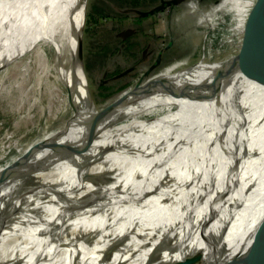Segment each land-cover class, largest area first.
<instances>
[{
  "label": "bare ground",
  "instance_id": "bare-ground-1",
  "mask_svg": "<svg viewBox=\"0 0 264 264\" xmlns=\"http://www.w3.org/2000/svg\"><path fill=\"white\" fill-rule=\"evenodd\" d=\"M86 4L87 0H0V81L10 80L9 64L14 62L13 68L17 69L18 64L28 56L30 59L24 64L25 71L21 73L23 81L31 78L35 82L30 91L39 96L40 92L46 94L45 98L40 97L46 101L45 105L31 116L32 107H37L38 103L35 101L32 105L29 104L25 116L19 119V124L39 117L51 119L55 114L57 117L63 114L62 120H68L65 109L56 110V106L63 103V100L60 89L53 88L58 85L55 81L65 84L69 93L68 103L76 109L72 115L74 123L68 120L72 125H69L70 128L77 123L71 131L61 127L56 134L58 136L49 143L50 147L39 153L38 157L31 158L33 155L29 153L17 160L15 166L0 168V182L5 180L0 191V237H3L0 239V264H20L27 256V261L38 260L40 252L41 256L45 254L49 258V264H67L72 246L82 230L81 223L92 219L87 214L88 211L81 208V203H91L90 198L97 204L98 211L108 206L107 211L114 213L100 249L103 259L111 257L112 264H149L159 255L161 248L168 249L185 230V220L168 204L171 198L169 199L170 192L165 185L163 172L173 166L181 172L193 171L192 164L195 160L200 168L195 170L196 173L208 177L210 187L215 184V199L222 202L230 212L243 209L241 227L239 231L233 230L238 225L231 227L224 254L231 248L238 247L253 228L256 231L264 215V194L250 185L246 192L251 191V199H245V191L240 189L241 182L237 179L239 171L233 168V175L230 173L231 164L242 161L243 149L249 139L241 122L242 104L248 103L246 99L252 97L246 93V86L253 83L249 89H256L258 95L254 97H257L256 103L261 106L257 113L263 115L264 82H257L254 79L257 74L252 70L237 71L229 79L236 88L217 98L214 96L197 102L181 95L166 94L163 90L149 88L140 97L126 101L122 107L126 109L113 116L101 135L95 137H98V141L94 142L95 152L91 153L87 163L92 174H87V180L89 183L95 181L97 190L93 193L94 186L87 184L86 190L90 195L83 196L85 199L81 201L77 192L79 185H76V174L80 170L74 168L76 158L72 155V149L82 143L81 137L95 116V108L88 104L79 60V39ZM195 8L198 10V6ZM263 15L264 0H259L253 8V20H248L243 28L238 25L233 28L245 35L250 32L256 35L258 28L254 25L257 21L255 19ZM52 52L55 54V73L47 58ZM6 64L9 66L4 67ZM210 69L212 68H204L206 71L201 76L203 79L207 78V81L212 79ZM13 89L9 84L0 89V92L7 93ZM40 98L37 96V100ZM183 98L195 106H192L196 109V119L193 122L175 123L177 119L172 121V117H158V111L167 104L184 100ZM20 108H24L22 103ZM252 115L254 114L247 117ZM183 128L187 132H181L177 141L170 143L168 140L173 133ZM255 130L259 133L258 144L261 138L263 143L264 125ZM48 133L33 140L29 149L55 136V132ZM187 139L192 147L181 146ZM21 141L22 138L15 141V136H7L0 144L13 145ZM167 141L168 145L175 144V147L165 155L161 151L167 148ZM216 141H219V148L213 147ZM54 144H62L64 148H57ZM202 144L208 148L205 149ZM217 149L225 150L228 159ZM257 153L259 154L254 151L252 154ZM216 156L224 160L222 165L220 158ZM169 158L171 160L165 164V160ZM107 159H113V163L104 168L102 164ZM58 160L60 161L57 162ZM49 161L52 164L55 162L56 166L51 167L48 172L37 170L35 175L23 174L24 169H32L41 165L39 162ZM258 162L256 167L261 176L263 170L258 167ZM36 163L39 165H35ZM198 177L194 176L193 180L197 179L198 182ZM81 187L85 188L83 185ZM231 187H235L234 190ZM223 191L229 193L221 195ZM245 201L247 205L244 204ZM199 211L203 217L206 215L205 209L200 208ZM77 215L87 217V221H80ZM234 217L236 218L235 215ZM17 240L36 250L19 247ZM91 258L93 257L87 256L86 261L92 263L95 259ZM159 263L161 261L157 264Z\"/></svg>",
  "mask_w": 264,
  "mask_h": 264
},
{
  "label": "rangeland",
  "instance_id": "rangeland-1",
  "mask_svg": "<svg viewBox=\"0 0 264 264\" xmlns=\"http://www.w3.org/2000/svg\"><path fill=\"white\" fill-rule=\"evenodd\" d=\"M123 1L126 0H87L86 4L82 43L83 60L87 76L86 82L99 110L104 109L121 95L128 93L159 55H161V64L152 72L151 76L153 78L172 74L202 60L209 62L223 61L237 54L244 48L246 37L244 33L235 30L233 26L238 25L241 28L246 26L258 0H184L177 5H173V7L167 8L166 11L139 18L131 10L124 9L125 7L121 8L122 5L119 2ZM136 1L147 12L159 3V0ZM197 6L198 10H195ZM102 12L104 14H100ZM135 19L141 20V25ZM102 22L104 26H101ZM47 58L54 69V73L57 72L54 68L56 67L54 52L50 53ZM29 59L28 56L23 59L18 64L17 69L13 68L14 62L9 64L10 66L8 64L3 65L4 67L9 66L8 77L11 76V78L9 81L7 79L6 81H0V89L9 84H11V89L13 87L14 89L7 93L0 92V142L7 136H15V141L22 138L24 142L21 141L19 144L13 145L0 144V168L6 165H14L17 160L22 156L26 157L29 153L33 155L31 158L38 157L47 147H50L49 143L55 140L61 127H66L68 131H71L77 124L70 128L72 126L70 121L74 123L72 115L76 109L73 105L70 107L67 100L69 93L62 81H55L58 85L53 86L54 89L56 87L60 89L63 100V103L56 106V110L65 109L66 118L70 121L65 118L62 120L63 114L59 117L55 114L51 119L39 117L38 119L35 118L34 121L19 124V119L25 116L24 113L27 112L29 104L32 105L35 101L38 103L37 107L36 105L32 107L30 115L34 116V113L38 112L41 106L46 103L42 99L46 97L45 93L40 92L39 94L42 96L40 98L41 96L30 91L35 81H31V78L23 81L24 78H22L21 73L25 71L23 67ZM132 67L135 68L132 69ZM115 76L120 78L117 77L116 80H111ZM37 96L40 98L39 100H37ZM178 102L167 104L158 111V117H172L179 107ZM21 103L24 105L23 109L20 108ZM46 128L52 129L48 130ZM47 130L50 132L48 133ZM52 132H55V136L53 135L49 140L47 139L48 141H45L48 144L41 143L40 146L36 145L35 148L29 149L33 140L44 137L45 133L50 134ZM39 134L41 135L38 136ZM218 136L222 137L221 134H218ZM218 142L216 141L213 147L219 148L220 144L218 145ZM59 145L54 144V146H58L57 148H64L62 144ZM201 146L205 149L208 148L204 144ZM217 150L218 152L220 150L224 158L228 159L225 150ZM218 157L220 158V156ZM219 160L222 165L224 160L222 158ZM51 162H39L43 166L36 163L35 165L38 164L39 166L24 169L23 174L35 175L38 171L48 172L55 165V162L54 164ZM229 162H231V159ZM112 163L113 159H107L103 161L102 166L107 168ZM231 166L230 173L233 175L236 161ZM236 169L241 172L238 167ZM4 183L5 180H1L0 191ZM87 184L94 186L93 188L97 187L91 182ZM231 189L234 190L233 187ZM228 193L223 191L221 195ZM77 218L80 221H85L87 217L77 215ZM89 222H82V228L86 227V223Z\"/></svg>",
  "mask_w": 264,
  "mask_h": 264
},
{
  "label": "water",
  "instance_id": "water-1",
  "mask_svg": "<svg viewBox=\"0 0 264 264\" xmlns=\"http://www.w3.org/2000/svg\"><path fill=\"white\" fill-rule=\"evenodd\" d=\"M259 1V0H258ZM257 1V2H258ZM178 0H164L163 5L176 4ZM160 8L155 9V11ZM153 14L145 13V15ZM251 13L248 20H253ZM255 19V18H254ZM254 25L258 28L256 35L252 32L246 34L245 46L237 54L230 56L223 61H199L198 63L185 67L179 71L174 72L170 77L159 76L153 78L152 72L161 64V55L158 56L157 60L147 69L139 82L126 93L121 95L117 100L106 106L104 109L99 110L94 102L92 94L87 85L86 70L84 67L83 60V35H84V24L85 18L82 24L79 41V60L81 65V71L84 78V84L88 94V104L90 107L95 108V116L90 120L89 127L84 131L81 139L82 143L72 149V155L76 158L74 168L79 169L77 173L76 185H79L77 192L80 194V200L83 201V196L90 195L87 191V174L90 175L91 167L87 165L91 153L95 152L94 144L98 134L102 133L106 123L115 115L119 114L123 104L132 98H138L140 95L147 92L149 88L163 90L166 94L181 95L187 100L202 101L211 97L220 96L227 91L230 92L236 87L234 83H230L229 79L237 71H254L257 75L254 79L257 82H264V15L259 17ZM249 22V21H248ZM200 67V71H199ZM210 67L209 71L212 74V79L207 81V78L201 76L206 71L204 68ZM207 76V75H206ZM205 76V77H206ZM182 81H177V80ZM229 82V83H228ZM253 83H251L252 85ZM250 85V86H251ZM250 86H246L248 96V103H243L241 122L244 125V129L248 135V144L243 149L242 161L236 163L241 171L237 175V179H240V189L245 191V199L250 200L251 191L246 192L248 187L252 185L257 188L258 192L264 194V142L258 144L257 139L259 138L257 131L255 130L259 126L264 125V114L258 115V110L261 107L260 104L256 103L257 94L256 89H249ZM245 93V92H244ZM184 99V98H183ZM186 99L179 101L172 121L176 120L175 123L183 121L187 124L193 122L196 113L194 110V104H190ZM193 106V107H192ZM251 113V117L249 116ZM260 116V117H259ZM246 123V124H245ZM188 127V126H187ZM181 132H187L186 129L176 130L172 138L168 141H177ZM101 135V134H100ZM99 135V136H100ZM167 140V139H166ZM165 144L167 148L162 149L161 153L167 154L171 152L175 147V144L170 146L168 142ZM257 142L254 143V142ZM191 142L187 139L182 147L190 146ZM192 147V146H190ZM254 151L259 154L253 155ZM171 159H166L167 164ZM259 161V162H258ZM259 163L258 167L263 170L261 176L259 175L256 167V163ZM193 171L181 172L176 169V166L171 167L168 170H164L163 176L165 185L169 190V205L174 207L184 222V232L176 239L169 247L161 248L159 255L155 257L149 264H264V215L255 228L252 229L241 241L238 247L231 248L226 254L224 250L227 246V236L233 225H238L233 230L239 231L241 217H243V209H237L235 211H228L223 203L215 199L216 186L210 187L211 184L208 181V177L196 173L195 170H200L197 166L196 160L193 161ZM235 167V168H236ZM87 170V171H86ZM92 174V173H91ZM199 176V181L193 180L194 176ZM167 177V178H166ZM93 185H97L95 181ZM81 185L85 186L82 188ZM235 188V187H234ZM97 187L92 191L96 192ZM91 193V194H93ZM82 197V198H81ZM175 201V202H174ZM177 201V202H176ZM89 205L81 203L82 210H87L88 215L92 217L89 224L82 228L79 237H76L75 243L72 246V254L67 264H112L113 259L107 257L106 259L100 255V249L104 236L109 228V222L113 213H110L109 207H105L103 210H97V204L90 198ZM174 202V203H172ZM245 205L248 203L245 201ZM244 207V206H243ZM205 209L206 215L203 217L200 214L199 209ZM233 212V213H232ZM199 215H198V214ZM236 216V218L234 217ZM113 220V218H112ZM3 237H0L2 240ZM226 241V243H225ZM19 247L30 248L27 243L16 241ZM29 249V250H30ZM33 251V252H34ZM39 251L37 252V254ZM40 259L27 261L28 256L24 258L20 264H49V259L45 254ZM93 257L95 259L92 263L86 261V257Z\"/></svg>",
  "mask_w": 264,
  "mask_h": 264
},
{
  "label": "flooded vegetation",
  "instance_id": "flooded-vegetation-1",
  "mask_svg": "<svg viewBox=\"0 0 264 264\" xmlns=\"http://www.w3.org/2000/svg\"><path fill=\"white\" fill-rule=\"evenodd\" d=\"M163 1L164 0H159V3H158V5H155L150 11H144L143 10V8H142V6H141V4L139 5L138 4V2L136 1V0H126V1H123V2H119V4L120 5H122L121 6V8L122 7H125L124 9H129V10H131V12H133L134 13V15L135 16H137L138 18L139 17H141V16H146L145 15V13H150V12H152L153 14H149V15H147V16H152V15H154L156 12L158 13H160V11H166V9L167 8H170V7H173V5H177V4H179V3H181L182 1H184V0H178V2L176 3V4H173V5H170V6H168V5H163ZM116 4V3H115ZM117 5V4H116ZM117 7H119L118 5H117ZM120 8V7H119ZM157 8H160V10H158V11H155V9H157ZM100 14H104V12H102V13H100ZM90 19V18H89ZM91 20V19H90ZM96 21H97V18H96ZM99 21V20H98ZM135 21L136 22H138V24L139 25H141L140 24V22H142L141 20H139V19H135ZM120 22H122V20H120ZM122 24V23H121ZM137 24V23H136ZM101 26H104V24H103V22L101 23ZM131 31V30H130ZM130 31H129V33H130ZM95 54H96V52H95ZM147 56V55H146ZM157 60V59H156ZM135 67H132V69H134ZM117 77H119V76H115L114 78H112L111 80H116V78ZM120 78V77H119Z\"/></svg>",
  "mask_w": 264,
  "mask_h": 264
}]
</instances>
